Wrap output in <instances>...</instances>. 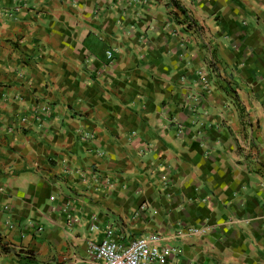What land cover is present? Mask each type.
<instances>
[{
	"label": "crops",
	"instance_id": "1",
	"mask_svg": "<svg viewBox=\"0 0 264 264\" xmlns=\"http://www.w3.org/2000/svg\"><path fill=\"white\" fill-rule=\"evenodd\" d=\"M108 228L264 264V0H0V264Z\"/></svg>",
	"mask_w": 264,
	"mask_h": 264
},
{
	"label": "built area",
	"instance_id": "2",
	"mask_svg": "<svg viewBox=\"0 0 264 264\" xmlns=\"http://www.w3.org/2000/svg\"><path fill=\"white\" fill-rule=\"evenodd\" d=\"M146 3L147 0H137ZM111 56V53H107ZM207 229L199 226H187L183 234L188 237L202 236ZM89 257L96 264H170L176 251L161 244L159 235L147 238H136L127 245L120 243L114 229L108 228L104 238L99 243H88ZM175 264H180L176 261Z\"/></svg>",
	"mask_w": 264,
	"mask_h": 264
},
{
	"label": "trees",
	"instance_id": "3",
	"mask_svg": "<svg viewBox=\"0 0 264 264\" xmlns=\"http://www.w3.org/2000/svg\"><path fill=\"white\" fill-rule=\"evenodd\" d=\"M173 5H174L176 8H179V6L177 5L176 2H173Z\"/></svg>",
	"mask_w": 264,
	"mask_h": 264
}]
</instances>
